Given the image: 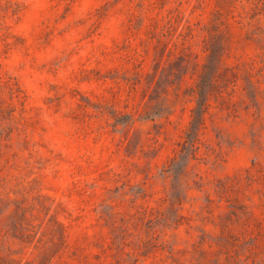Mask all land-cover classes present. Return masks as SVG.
Instances as JSON below:
<instances>
[{
  "label": "rangeland",
  "instance_id": "rangeland-1",
  "mask_svg": "<svg viewBox=\"0 0 264 264\" xmlns=\"http://www.w3.org/2000/svg\"><path fill=\"white\" fill-rule=\"evenodd\" d=\"M0 264H264V0H0Z\"/></svg>",
  "mask_w": 264,
  "mask_h": 264
},
{
  "label": "trees",
  "instance_id": "trees-1",
  "mask_svg": "<svg viewBox=\"0 0 264 264\" xmlns=\"http://www.w3.org/2000/svg\"><path fill=\"white\" fill-rule=\"evenodd\" d=\"M205 85L206 84H201L197 89L199 98L197 99V106L193 109V120L191 121L190 127L186 133L185 140L181 144V157L189 152L194 153L198 149V133L200 131V128L204 125V115L207 112L208 108V104L206 102L207 93L205 90ZM174 162H176V159L173 161V163Z\"/></svg>",
  "mask_w": 264,
  "mask_h": 264
}]
</instances>
